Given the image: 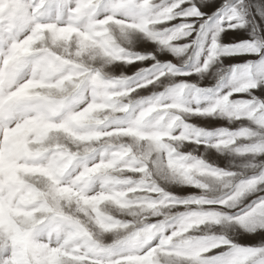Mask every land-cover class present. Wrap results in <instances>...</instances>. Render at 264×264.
I'll use <instances>...</instances> for the list:
<instances>
[{
  "label": "snow or ice",
  "instance_id": "snow-or-ice-1",
  "mask_svg": "<svg viewBox=\"0 0 264 264\" xmlns=\"http://www.w3.org/2000/svg\"><path fill=\"white\" fill-rule=\"evenodd\" d=\"M251 7L0 0V264H264V239L236 238L264 234V35ZM238 29L248 39L224 45ZM235 54L258 59L223 67Z\"/></svg>",
  "mask_w": 264,
  "mask_h": 264
},
{
  "label": "rangeland",
  "instance_id": "rangeland-1",
  "mask_svg": "<svg viewBox=\"0 0 264 264\" xmlns=\"http://www.w3.org/2000/svg\"><path fill=\"white\" fill-rule=\"evenodd\" d=\"M247 3L249 5H252L253 7L250 8V11L248 13V17L250 20V28H259V34L264 35V11H260L258 14L257 7L256 5H264V0H247ZM248 29H238L235 32H229L226 33L223 36V43L226 46H233L234 44L238 43L241 40H247L248 39ZM193 36L195 33L192 34ZM192 37H188L186 39H191ZM135 47L137 50L143 51V50H152L155 48L154 44H151L150 42L146 40H137L135 42ZM158 57L162 60H172L175 63V58L171 56L170 54L166 52H160L157 54ZM189 56H191V59L189 60L188 65L186 67L190 68L193 63L196 61V57L194 53H189ZM188 57H185L187 59ZM258 59L256 56L253 55H244V54H235V55H227V56H222L220 58L221 64L223 67H227L228 65H243L245 60L252 61ZM219 67V66H217ZM129 68H131V65H129ZM129 75L131 74L130 72L128 73ZM216 75L217 73L214 70V75L213 79L211 81L205 80L204 78H199L202 80V84L211 86L212 84L216 83ZM257 95H261L259 90H257ZM236 98H242L241 94H238ZM246 98V97H245ZM193 123H197L200 126H205V121L201 119H194L192 121ZM212 127H231L228 125L226 120H214L211 123ZM190 150V149H189ZM212 158L220 165L224 166L225 163L229 162L232 157L229 156H219V154L215 153H210ZM173 190L177 191L178 194H191L192 192H195L197 190L191 189V188H186V189H176L175 187ZM240 243L242 244H254L258 243L259 240L264 239V234H252L248 235L247 233L240 232V234L236 237ZM110 242V238H108V241Z\"/></svg>",
  "mask_w": 264,
  "mask_h": 264
}]
</instances>
